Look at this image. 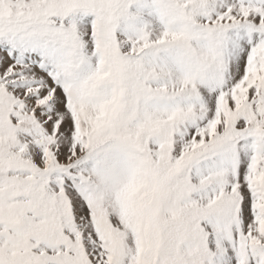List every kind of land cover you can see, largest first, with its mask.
I'll list each match as a JSON object with an SVG mask.
<instances>
[{"label":"snow or ice","instance_id":"snow-or-ice-1","mask_svg":"<svg viewBox=\"0 0 264 264\" xmlns=\"http://www.w3.org/2000/svg\"><path fill=\"white\" fill-rule=\"evenodd\" d=\"M0 264H264V0H0Z\"/></svg>","mask_w":264,"mask_h":264}]
</instances>
